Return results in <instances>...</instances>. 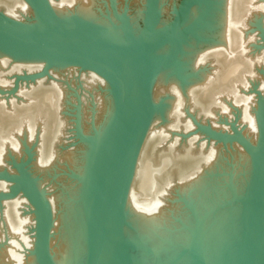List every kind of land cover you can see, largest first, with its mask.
<instances>
[{
  "label": "water",
  "instance_id": "1",
  "mask_svg": "<svg viewBox=\"0 0 264 264\" xmlns=\"http://www.w3.org/2000/svg\"><path fill=\"white\" fill-rule=\"evenodd\" d=\"M0 264H264V0H0Z\"/></svg>",
  "mask_w": 264,
  "mask_h": 264
}]
</instances>
